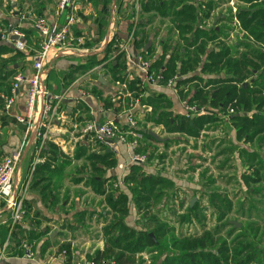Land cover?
<instances>
[{
	"label": "crops",
	"instance_id": "0c3cea01",
	"mask_svg": "<svg viewBox=\"0 0 264 264\" xmlns=\"http://www.w3.org/2000/svg\"><path fill=\"white\" fill-rule=\"evenodd\" d=\"M188 7H191V12L195 11L193 15L182 13L183 9ZM261 8H264V0L80 1L77 10L80 20L72 28L71 45H76V40L80 39L84 46L80 49H70L61 56L53 55L49 59L47 89L52 95H63L65 98L56 119L43 117L40 107L35 112V127L41 124L43 129V125L46 126V143H42L40 149L41 143H37L36 139H29L24 146L26 126L18 121L19 116L26 115L27 84L21 85L10 109L5 107V98L12 96V86L18 73L29 75L32 72L34 56L43 43L42 37L33 28V20L45 17L51 25H63L65 16L59 18L57 0H0V159L24 147L23 161L15 180L23 188L27 187V217L11 235L9 242V228L4 222L8 213L0 215V251L8 244L5 258L0 264H61L60 252L68 250L67 246L71 251H75L76 247L72 242L76 237L79 239L78 235L67 236L65 232L68 231L69 234L81 230L84 233L88 227L99 229L101 232V235H96L100 242L97 250L103 251L107 236L105 239L102 234L103 231L106 233L112 211H105L110 213L102 215H95L94 211L87 213L85 210L83 213H76L66 206V202L60 205V201L67 197V194L71 199V190H76L71 188H77V185L81 188L85 184L83 199L85 195L90 194L99 198L100 203L108 209L107 195L112 191V186L125 182L132 169L137 167L121 170L119 165L128 162L130 155L136 153L137 149L119 145L118 153L112 152L107 146L94 143L89 138H82L81 129L88 122L103 124L108 121L127 129L128 117L132 115L139 128L152 130L162 139H143V151L155 146L158 150L163 148V152H173L181 148L182 154L184 142L194 149L197 148L202 133L211 130V126L196 139L181 133H170L164 125L151 119L155 113L154 105L155 102H161L156 110L158 113L166 111L174 117L187 116L186 104L192 105L189 101L201 85L199 80L191 78L198 76L207 82L213 79L214 75L203 74L199 68L186 76L178 75V80L189 79L181 86L177 80L175 88H170L164 83L152 87L145 81L140 64L150 62L153 68L155 62L165 54L166 48L171 54L175 48L184 47V40L193 37V33L179 30L180 24L199 28L203 35L209 33L205 38L212 39L209 45L211 51L216 49L219 52V47L224 46L226 41L229 43L235 40L236 47L231 48V53H238L241 50L238 45L242 43L236 40H241L245 32L241 20L238 19L239 14L252 13ZM23 14L26 15L24 19ZM12 32L18 35L15 36ZM18 39L25 42L27 51L16 49L15 41ZM111 43L113 46L124 44L125 50L120 53L112 49L109 56L105 51ZM153 70L156 72V68ZM222 77H225L224 72ZM133 88H139V91H134ZM201 109L202 113L191 119L207 114L205 108ZM182 136L187 140L181 139ZM50 144L52 145L49 147ZM208 146V150L213 151L212 145ZM155 147L154 150H157ZM105 152L110 153L115 162L114 167H109L104 176L106 179L115 176L114 180H108L111 188L106 185L105 193H95L86 186L88 179L82 176L69 179L68 175H65L66 167L73 162H82L84 158L87 160L91 155ZM81 153H85L84 157L77 159ZM55 156L57 159H53ZM195 157L197 156L192 155L191 158ZM187 158L190 162V157ZM176 161L173 178L158 173L156 168L143 170L149 175L174 179L177 172H183L180 157ZM47 163L50 169L46 170L42 167ZM102 225L105 226L104 230L100 228ZM24 242L33 245V256H27L22 247ZM86 242L88 241H84ZM65 261L68 264L71 258H65Z\"/></svg>",
	"mask_w": 264,
	"mask_h": 264
},
{
	"label": "trees",
	"instance_id": "16d2710c",
	"mask_svg": "<svg viewBox=\"0 0 264 264\" xmlns=\"http://www.w3.org/2000/svg\"><path fill=\"white\" fill-rule=\"evenodd\" d=\"M194 12V10L191 12V7L182 11L192 15ZM238 19L241 20L248 38L255 43L244 42L238 45V48L248 51L239 56H234L231 48L225 45L219 47V52L216 49L211 51L209 45L212 39L205 38L209 33L203 35L199 28L180 24L178 29L192 32L193 37L185 39V46L175 48L171 54L166 48L165 54L155 62V67L151 68V71L156 68V73L165 79L164 85L169 79L178 78V75L186 76L199 68L203 74L214 75V78L207 82L198 76L191 78L199 80L201 88L198 86L189 102L199 109L205 108L207 114L190 119L181 115L174 117L166 111L158 113L156 110L161 103L158 101L155 102V113L151 118L155 123L164 125L170 133H181L194 139L209 126L223 120L231 122L232 127L236 129L238 140L244 139L246 143L264 134V8L254 10L252 13H240ZM112 49L113 43L106 48L105 53L110 56ZM112 66L114 68V62ZM223 72L225 77H222ZM188 81L189 79L181 81L180 78L178 85L181 86ZM161 83L163 84V81ZM133 89L139 91V88ZM230 110H234V114L231 115ZM142 134L144 139L156 141L148 133ZM142 149L140 145L137 153H144ZM84 155L85 153L79 154L77 159L83 158ZM53 159H57L56 156ZM87 161L93 173L97 175L90 176L86 186L97 194L105 193L107 180L104 176L106 170L115 164L113 156L105 152L91 155ZM42 168L50 169V165L47 163ZM263 169L264 163L261 164L259 171L254 172L260 175ZM247 179H252L251 174H247ZM125 181L129 185L132 197L119 189H115L117 194L113 192L114 194L108 196L114 217L106 228L105 249L97 251L91 262L137 264L136 255L151 250L160 255L157 260L163 258L155 264H264V250L251 244L242 249L236 246L230 248L227 242L219 245L215 239L218 232L207 231L202 236L191 238H183L181 235L180 238L174 237L169 240L167 236L171 229L159 226V219L157 215L152 214V210L158 203L166 205L163 201L165 197L170 199L177 196L174 181L149 175L140 166L134 167ZM167 189H171L172 192L169 193ZM131 203L137 208L138 214L143 215L144 227L141 230L126 223ZM196 207L188 209V213L181 217L182 223L187 224L195 218L198 219ZM226 208L228 212L231 211L230 205ZM226 215L227 213L223 212L220 219ZM66 248L70 251V247Z\"/></svg>",
	"mask_w": 264,
	"mask_h": 264
},
{
	"label": "rangeland",
	"instance_id": "374dc122",
	"mask_svg": "<svg viewBox=\"0 0 264 264\" xmlns=\"http://www.w3.org/2000/svg\"><path fill=\"white\" fill-rule=\"evenodd\" d=\"M241 38V40L237 39L236 41L238 43L250 42L255 44L254 41L248 38L246 32L243 33ZM234 43L235 40L229 43L226 41L225 46L234 49ZM73 46L74 49H80L81 46H84V43L81 46L77 44ZM246 52L248 51L241 48L238 51L239 54L234 52L233 55L239 56ZM221 122V124L218 122V124L211 125V130L202 133L197 142V148L194 149L184 142L182 154H180L181 148L173 152H163V148L158 150L155 146L143 151L149 158L148 164L141 167L143 169L153 170L152 168H156L158 173L173 178L172 172L176 167L178 157H180L183 165V172H177L175 174L177 176L174 175L175 178L171 179L176 185L177 196L170 199L165 197L163 201L166 205L162 206L163 203H158L156 208L152 210V214L157 215L159 226L171 229L167 236L169 240L174 237L180 238L181 235L183 238L199 237L204 232L210 231L218 232L215 239L219 245L227 242L230 248L236 246L239 247L238 249H242L251 244L264 250V169L260 171V175H256L254 172L259 171L261 164L264 163V134L246 143L244 139H240L242 141L238 140L236 129L232 127L231 122L228 120ZM182 138L187 140L184 136ZM39 141L43 144L46 143L42 137L37 140V143ZM208 145H212L213 151L208 150ZM154 147L157 150H154ZM192 155L197 157L192 159ZM187 157H190V162ZM110 167H114V165ZM247 174H251L252 179H247ZM65 175H68L69 179H75L77 176L89 179L90 176L97 175V173H93L88 161L84 158L82 162H73V164L66 167ZM114 177L105 178L108 188H111L108 182L114 180ZM125 182L119 184L118 189L119 191L123 190L131 198L129 185ZM84 185L81 188H78V185L77 188H71L76 189L69 191L71 199L67 194V197L60 201V205L66 202V206L76 213H83L84 210L87 213L94 211L95 215L110 213L105 212L112 211L109 203L107 209L105 205L100 203L99 198L90 194L85 195L88 198L84 197L83 199ZM115 189V186H112V191L109 192L107 197L114 194ZM168 192L171 193V189ZM229 205L231 206L230 212L226 208ZM129 206L130 211L126 223L138 230L143 229V215L138 214V210L133 203ZM190 207H196L198 219L195 218L187 224L182 223L181 217L188 213ZM223 212L227 215L221 220L220 215ZM112 216L114 217V213ZM112 216H109L108 224L113 220ZM103 226L100 227L101 230L105 229V226ZM103 233L102 237L106 239V233L104 231ZM70 234L73 237L78 235L79 239L76 237L72 242L76 247L75 251L70 250L68 252L65 249L60 252L61 264H67L65 258L68 257L71 258V262L68 264H90L91 259L98 251L100 243L96 235H101V232H99V229L94 230L93 227H88L84 233L81 230L72 231L69 234L68 231L65 232L67 236ZM84 241H88L86 242L88 245ZM31 249L33 250V248ZM159 256L157 252L149 250L136 255L137 264H155L163 259L157 260Z\"/></svg>",
	"mask_w": 264,
	"mask_h": 264
},
{
	"label": "built area",
	"instance_id": "2783aa9c",
	"mask_svg": "<svg viewBox=\"0 0 264 264\" xmlns=\"http://www.w3.org/2000/svg\"><path fill=\"white\" fill-rule=\"evenodd\" d=\"M82 0H57L59 18L65 16V22L63 25H51L47 18L38 17L33 20L34 30L40 34L43 39V43L40 49L34 56V63L32 72L29 75L18 73L15 77V81L12 86V96L5 98V107L10 109L15 102V97L19 91L21 85L27 84L26 99V115L19 116L18 121L26 126V143L29 139L36 141L42 137L46 139V133L43 125L41 124L35 127L33 119L38 107L41 108L42 116L56 119L60 114V106L64 100L63 95H52L47 89V78L49 59L53 55L61 56L72 48V28L79 23L78 16V3ZM26 18V15H22V19ZM17 36V33L12 32ZM77 45H83L82 40H76ZM15 47L18 51L25 52L27 47L24 41L18 39L15 41ZM114 50L122 53L125 50L124 44L114 45ZM140 69L144 73L145 81L152 87H157L164 83V77L161 74H157L155 71H151L150 62H141ZM178 78L175 77L166 82V86L175 88ZM203 109H199L197 106L186 104L187 118H192L202 113ZM230 114H234V110H230ZM129 128L122 129L119 125L113 121H108L103 124H97L95 122H88L81 129L80 134L82 138H89L94 143L107 146L110 151L118 153L119 145H126L136 150L143 142V134L141 128H139L138 122L135 117L130 115L128 117ZM42 143L40 144V149ZM24 157V147L19 151L11 155L3 156L0 159V215L5 212L8 213L7 219L4 221L9 228V236L7 241L11 240V235L18 229V227L24 222L27 215L25 208V191L27 187H22L17 183L16 174L21 165ZM149 158L144 153H133L130 155L128 162L121 163L119 169H130L133 166L148 164ZM120 183L115 184V188H119ZM8 244L4 245L0 251V262L4 260ZM27 256H33L32 246L27 242L22 245ZM90 264H95L91 262Z\"/></svg>",
	"mask_w": 264,
	"mask_h": 264
},
{
	"label": "water",
	"instance_id": "95a60500",
	"mask_svg": "<svg viewBox=\"0 0 264 264\" xmlns=\"http://www.w3.org/2000/svg\"><path fill=\"white\" fill-rule=\"evenodd\" d=\"M37 127V126H36ZM143 133H148V135H150L151 137H153L154 139H156L157 141H161L162 139L156 134L154 133L152 130H143ZM193 205V204H192Z\"/></svg>",
	"mask_w": 264,
	"mask_h": 264
}]
</instances>
